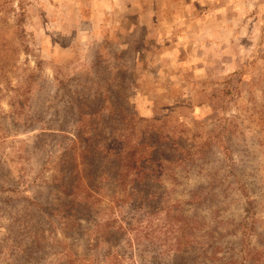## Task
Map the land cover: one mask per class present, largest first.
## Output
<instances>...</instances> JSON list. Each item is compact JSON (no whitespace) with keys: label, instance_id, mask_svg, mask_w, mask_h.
I'll return each instance as SVG.
<instances>
[{"label":"rangeland","instance_id":"obj_1","mask_svg":"<svg viewBox=\"0 0 264 264\" xmlns=\"http://www.w3.org/2000/svg\"><path fill=\"white\" fill-rule=\"evenodd\" d=\"M95 121L132 142L153 135L171 197L201 191L197 212L225 222L213 239L224 261L242 260L230 232L245 208L264 249V0H0V176L15 180L14 197L38 192L43 206L46 163ZM9 196L0 264H32L33 207Z\"/></svg>","mask_w":264,"mask_h":264},{"label":"trees","instance_id":"obj_2","mask_svg":"<svg viewBox=\"0 0 264 264\" xmlns=\"http://www.w3.org/2000/svg\"><path fill=\"white\" fill-rule=\"evenodd\" d=\"M143 121L145 130L152 129L154 119ZM112 123H91L88 135L73 136L71 146L46 163L50 174L41 187L43 206L36 200L38 192L34 200L15 198V180L9 172L0 176V193L6 189L13 195L3 204L26 201L33 207V246L38 251H30L29 261L39 264L37 255L44 246V264H142L145 253L158 264H232L233 257L224 261L227 251L217 243L225 237L219 228L225 222L213 218L210 224V215L197 212L203 207L202 192H191L187 200L173 199L161 182L171 166L161 159L159 147L154 148L153 135L132 142L125 129L118 131ZM105 129L112 134L103 135ZM8 183L12 186L5 188ZM248 211L244 209L248 216L234 223L230 236L240 235V264H264V249L250 242L251 235H262L257 232L260 225L248 222ZM39 214L45 215V236L40 235Z\"/></svg>","mask_w":264,"mask_h":264}]
</instances>
